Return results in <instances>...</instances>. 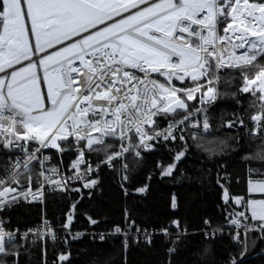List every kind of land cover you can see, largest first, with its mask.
Segmentation results:
<instances>
[{"label": "snow or ice", "instance_id": "6c2138e0", "mask_svg": "<svg viewBox=\"0 0 264 264\" xmlns=\"http://www.w3.org/2000/svg\"><path fill=\"white\" fill-rule=\"evenodd\" d=\"M222 83L236 91H221ZM241 94L251 97L247 107ZM224 96L236 101L231 116L220 117L236 131L229 140L264 146V0H0V264H30L23 257L36 246L40 264H49L48 241L51 264H72L56 245L85 235L72 232L76 196L99 190L105 168L128 196L132 168L158 150L168 157L156 161L161 176L179 171L193 144L211 157L216 150L201 142L213 131L209 107ZM218 144L222 152L233 147ZM246 159L264 162V148ZM253 175L264 172L249 169L245 196L231 194L223 166L217 173L221 219L204 218L199 233L230 241L224 264H244L254 236L264 242V198H251L264 194V179ZM50 195L71 201L58 222L44 213ZM22 201L42 206L41 223L24 232L9 217ZM123 219L109 234L122 235L125 249L131 238L151 244L156 230L137 225L128 208ZM170 227L176 240L187 234L178 219L158 231L170 238ZM175 252L167 248L166 264Z\"/></svg>", "mask_w": 264, "mask_h": 264}, {"label": "trees", "instance_id": "16d2710c", "mask_svg": "<svg viewBox=\"0 0 264 264\" xmlns=\"http://www.w3.org/2000/svg\"><path fill=\"white\" fill-rule=\"evenodd\" d=\"M227 75L236 74L227 73L226 77ZM220 90L231 92L236 91V88L222 83ZM240 99L242 105L247 107L251 97L241 94ZM235 108V99L224 96L209 111L213 131L201 143L216 150L211 157L203 148L193 144L188 158L179 165V171L174 172L173 176H161L159 169L155 167L156 161L166 160L168 157L166 149L158 150L146 154L143 162L132 168L130 182L126 185L129 190L128 196L118 188L116 181L119 178L106 168L100 172L99 190L91 197L87 190H84L82 199L76 196L80 202L73 221L74 229L108 232L114 223L124 225V209L128 208L136 224L142 228L159 229L161 225L167 226L171 220L178 219L182 227L187 228L186 235L181 236L179 240L155 235L151 244L131 238L127 251L123 249L122 236L113 234H107L104 242L93 240L92 236L86 235L79 240L69 239L68 245L57 244L56 247L70 252L72 264H93L94 260L98 261V264H166L168 247L176 248V252L171 257L174 264H224L227 252L232 250L230 241L205 240L199 233L204 218L207 217L214 222L221 219L218 205H222L223 202L220 198L221 190L216 184L217 173L223 166L229 178L228 186L231 194L248 196L249 169H260L264 172V162L246 159L264 148L260 140L249 137L242 144L236 145L235 141L229 140V137L236 135V131H228L220 125V117L223 114L230 117ZM213 139L217 143L207 144L208 140ZM221 139L232 144L233 147L227 151H220L218 141ZM67 159L66 157L65 162ZM2 163L3 158L0 157V164ZM128 163L131 168L135 161L130 157ZM150 174L151 179H148ZM144 184L148 185L145 193L134 191ZM173 195L177 199L176 209L171 207ZM70 203L67 197L61 199L58 195H50L44 206V213L51 221L58 222L64 218L63 214ZM41 207L38 204L20 203L9 213L11 227L25 228L35 225L41 220ZM85 214L99 220V227L90 225ZM253 239L256 246L246 255L244 264H259L264 261V251H262L264 242L255 236ZM173 240H176L175 245L172 244ZM206 248L207 252L204 251ZM52 249V241H48L49 264L53 258ZM29 251L31 255H26L23 259L30 261V264H40L39 246Z\"/></svg>", "mask_w": 264, "mask_h": 264}, {"label": "built area", "instance_id": "2783aa9c", "mask_svg": "<svg viewBox=\"0 0 264 264\" xmlns=\"http://www.w3.org/2000/svg\"><path fill=\"white\" fill-rule=\"evenodd\" d=\"M219 100H220V98L217 100V101H215L210 107H209V111L219 102ZM209 114V113H208ZM211 122V121H210ZM212 124V123H211ZM213 127V126H212ZM21 203H25V204H36L35 202H33V203H26V202H21ZM49 221H51L50 219H48ZM41 223V220L39 221V222H37L35 225H33V226H29V227H25V228H21V227H13V228H19V230L21 231V232H24V231H26L27 229H29V228H36L39 224ZM167 226H169V223H168V225ZM142 228V227H141ZM153 230H156V234L155 235H163L162 233H159V231H158V229H149V231H153ZM170 232H172V236L170 237V238H173V239H176V234H175V229L174 228H171L170 227ZM134 229H132V232L134 233ZM72 232H73V234H75L76 232H82V233H84L85 235H83V236H81L79 239H82V238H84L86 235H90V236H92L91 235V233H93L94 231H92V230H86V229H82V230H79V229H74V228H72ZM106 234H109V233H111V230L110 231H108V232H105ZM61 235H63V233H61ZM113 235H120V234H113ZM154 235V236H155ZM122 236V235H121ZM164 236V235H163ZM165 237V236H164ZM122 238H123V241H122V245H124V237L122 236ZM165 238H167V239H170V238H168V237H165ZM29 239H31V237H29ZM69 239H71L70 237H69ZM79 239H76V240H79ZM130 240V239H129ZM140 240L141 241H143V242H145L144 241V239L141 237L140 238ZM146 243V242H145ZM129 245H130V241H128V247L125 249L124 248V246H123V249H124V251H127L128 249H129ZM259 264H264V261L263 262H261V263H259Z\"/></svg>", "mask_w": 264, "mask_h": 264}, {"label": "rangeland", "instance_id": "374dc122", "mask_svg": "<svg viewBox=\"0 0 264 264\" xmlns=\"http://www.w3.org/2000/svg\"><path fill=\"white\" fill-rule=\"evenodd\" d=\"M252 179L253 180H259V179H264V177H252ZM252 194H254L251 198H254V199H262V198H264V196H262V195H264V194H260V193H252Z\"/></svg>", "mask_w": 264, "mask_h": 264}, {"label": "crops", "instance_id": "0c3cea01", "mask_svg": "<svg viewBox=\"0 0 264 264\" xmlns=\"http://www.w3.org/2000/svg\"><path fill=\"white\" fill-rule=\"evenodd\" d=\"M254 194H251V197L253 196Z\"/></svg>", "mask_w": 264, "mask_h": 264}, {"label": "bare ground", "instance_id": "6f19581e", "mask_svg": "<svg viewBox=\"0 0 264 264\" xmlns=\"http://www.w3.org/2000/svg\"><path fill=\"white\" fill-rule=\"evenodd\" d=\"M101 232H103V231H101ZM109 235V234H108Z\"/></svg>", "mask_w": 264, "mask_h": 264}]
</instances>
